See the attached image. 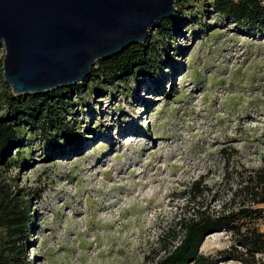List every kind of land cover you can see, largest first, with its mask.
Listing matches in <instances>:
<instances>
[{
	"label": "rangeland",
	"instance_id": "obj_1",
	"mask_svg": "<svg viewBox=\"0 0 264 264\" xmlns=\"http://www.w3.org/2000/svg\"><path fill=\"white\" fill-rule=\"evenodd\" d=\"M210 2L176 1L174 14L189 18L172 37L149 30L157 79L80 92L64 115L70 140L54 132L46 144L27 130L23 154L12 151L21 161L5 177L32 192L35 209L31 264H157L196 210L193 181L212 190L199 200L216 210L242 174L264 167V36L239 32ZM3 57L1 45L0 71ZM8 91L2 77L0 115ZM232 245L212 233L199 253L239 264L222 254Z\"/></svg>",
	"mask_w": 264,
	"mask_h": 264
},
{
	"label": "trees",
	"instance_id": "obj_2",
	"mask_svg": "<svg viewBox=\"0 0 264 264\" xmlns=\"http://www.w3.org/2000/svg\"><path fill=\"white\" fill-rule=\"evenodd\" d=\"M176 1L178 6L183 5L182 0ZM209 5L216 17L232 23L239 32L264 36V0H211ZM187 18L185 15L180 20L178 14L164 18L157 27L158 34L174 36ZM154 43L147 38L142 44L131 45L120 54L95 63L83 82L70 87L57 88L46 94L15 96L11 91L2 94L0 264H31L27 258L28 239L36 217L35 209H30L32 192L25 193L23 188L15 192L14 186L7 181L11 178L5 177L9 169L17 167L21 161L17 157L23 154L26 131H38L46 144L54 132L70 140L64 115L72 104L73 96L89 89L103 93L108 85L123 82L138 73H149L157 79ZM88 83L91 88H88ZM14 149H17V157L12 154ZM211 192L200 181L191 183L186 199L187 204L195 205L196 210L192 208L191 217L181 220V236L177 244L169 250L164 246L166 254L157 264H212L213 260L201 255L199 248L205 236L220 232L228 234L233 243L222 253L223 256L239 264H264V167L242 174L230 189L229 199L222 200L216 210H211L204 200H199ZM173 238L176 239L175 236Z\"/></svg>",
	"mask_w": 264,
	"mask_h": 264
},
{
	"label": "water",
	"instance_id": "obj_3",
	"mask_svg": "<svg viewBox=\"0 0 264 264\" xmlns=\"http://www.w3.org/2000/svg\"><path fill=\"white\" fill-rule=\"evenodd\" d=\"M176 0H0L2 77L15 96L85 80L94 64L142 44Z\"/></svg>",
	"mask_w": 264,
	"mask_h": 264
},
{
	"label": "bare ground",
	"instance_id": "obj_4",
	"mask_svg": "<svg viewBox=\"0 0 264 264\" xmlns=\"http://www.w3.org/2000/svg\"><path fill=\"white\" fill-rule=\"evenodd\" d=\"M98 164V161H97V163L95 164V166Z\"/></svg>",
	"mask_w": 264,
	"mask_h": 264
}]
</instances>
